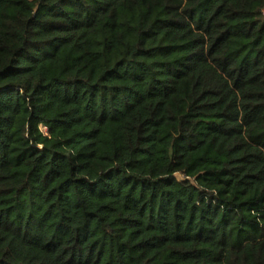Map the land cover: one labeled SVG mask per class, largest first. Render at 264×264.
Returning a JSON list of instances; mask_svg holds the SVG:
<instances>
[{
    "label": "trees",
    "instance_id": "obj_1",
    "mask_svg": "<svg viewBox=\"0 0 264 264\" xmlns=\"http://www.w3.org/2000/svg\"><path fill=\"white\" fill-rule=\"evenodd\" d=\"M0 264H264V0H0Z\"/></svg>",
    "mask_w": 264,
    "mask_h": 264
},
{
    "label": "built area",
    "instance_id": "obj_2",
    "mask_svg": "<svg viewBox=\"0 0 264 264\" xmlns=\"http://www.w3.org/2000/svg\"><path fill=\"white\" fill-rule=\"evenodd\" d=\"M45 129V128H44Z\"/></svg>",
    "mask_w": 264,
    "mask_h": 264
}]
</instances>
